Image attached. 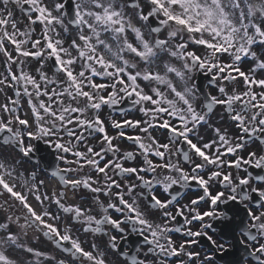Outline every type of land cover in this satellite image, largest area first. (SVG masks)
I'll return each mask as SVG.
<instances>
[{"label":"snow or ice","instance_id":"6c2138e0","mask_svg":"<svg viewBox=\"0 0 264 264\" xmlns=\"http://www.w3.org/2000/svg\"><path fill=\"white\" fill-rule=\"evenodd\" d=\"M10 5L23 10V29ZM0 61V147L21 157L0 160V194L12 202L0 205V264H17L13 248L31 264L55 259L22 243L30 231L77 264H216L233 247L217 224L240 229V264H264V175L248 171H264V150L241 155L264 145V0H0ZM216 109L231 134L214 126ZM36 142L51 150L40 171L58 192L42 191L38 162L16 167L34 159ZM81 189L89 206L65 202ZM185 191L195 195L181 203ZM229 203L243 212L238 223ZM69 217L77 232L106 237L105 249L83 247ZM133 234L142 243L125 248ZM201 239L207 247L195 250Z\"/></svg>","mask_w":264,"mask_h":264},{"label":"rangeland","instance_id":"374dc122","mask_svg":"<svg viewBox=\"0 0 264 264\" xmlns=\"http://www.w3.org/2000/svg\"><path fill=\"white\" fill-rule=\"evenodd\" d=\"M219 125H220V123L214 122V126H219ZM207 133H212V132L209 130V131H207Z\"/></svg>","mask_w":264,"mask_h":264}]
</instances>
